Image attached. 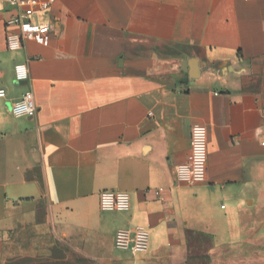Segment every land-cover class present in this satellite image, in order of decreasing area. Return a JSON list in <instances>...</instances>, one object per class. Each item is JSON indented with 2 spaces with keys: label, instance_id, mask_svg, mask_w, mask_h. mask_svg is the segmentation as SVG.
<instances>
[{
  "label": "crops",
  "instance_id": "crops-1",
  "mask_svg": "<svg viewBox=\"0 0 264 264\" xmlns=\"http://www.w3.org/2000/svg\"><path fill=\"white\" fill-rule=\"evenodd\" d=\"M14 12L0 1V264L61 243L93 264H264V0H55L34 14L48 45L10 49ZM195 124L208 179L189 187ZM107 190L131 208L102 210ZM134 226L143 253L115 245Z\"/></svg>",
  "mask_w": 264,
  "mask_h": 264
},
{
  "label": "built area",
  "instance_id": "built-area-1",
  "mask_svg": "<svg viewBox=\"0 0 264 264\" xmlns=\"http://www.w3.org/2000/svg\"><path fill=\"white\" fill-rule=\"evenodd\" d=\"M15 12L9 19V24L18 25L20 35L9 39L10 49H19L27 42L48 45L51 27L48 23L34 20V14L40 9H49L55 0H0ZM30 79L28 63H22L15 68L17 84H26ZM7 96L5 90L0 89V99ZM35 94L27 90L22 99L11 105V113L19 117H35L37 114ZM264 146V141L262 142ZM209 162V133L208 128L195 124L191 132L190 160L178 165L175 169L176 181L182 185L194 187L202 185L208 179ZM100 207L104 211H128L131 208L129 193L107 190L100 193ZM149 232L141 226L119 230L115 237V245L121 249H131L134 253H143L149 247Z\"/></svg>",
  "mask_w": 264,
  "mask_h": 264
},
{
  "label": "rangeland",
  "instance_id": "rangeland-1",
  "mask_svg": "<svg viewBox=\"0 0 264 264\" xmlns=\"http://www.w3.org/2000/svg\"><path fill=\"white\" fill-rule=\"evenodd\" d=\"M51 248L49 251L20 252L7 257V264H93L82 252L75 251L68 244Z\"/></svg>",
  "mask_w": 264,
  "mask_h": 264
}]
</instances>
